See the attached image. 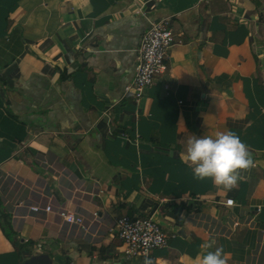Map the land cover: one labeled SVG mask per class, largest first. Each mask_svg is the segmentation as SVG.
<instances>
[{
	"label": "crops",
	"instance_id": "obj_1",
	"mask_svg": "<svg viewBox=\"0 0 264 264\" xmlns=\"http://www.w3.org/2000/svg\"><path fill=\"white\" fill-rule=\"evenodd\" d=\"M158 19L174 42L134 103ZM263 29L264 0H0V264H200L210 239L227 264H264ZM225 130L253 159L231 190L181 159ZM150 214L166 245L126 257L116 219Z\"/></svg>",
	"mask_w": 264,
	"mask_h": 264
},
{
	"label": "built area",
	"instance_id": "obj_2",
	"mask_svg": "<svg viewBox=\"0 0 264 264\" xmlns=\"http://www.w3.org/2000/svg\"><path fill=\"white\" fill-rule=\"evenodd\" d=\"M173 42V31L165 19L149 22L136 47L135 69L131 80L124 86L123 96H128L134 103L140 100L145 90L165 70L167 53ZM232 203V198L224 201L227 206ZM30 209L39 208L32 205ZM43 209L49 211L51 207L45 205ZM60 214L65 222L82 225L83 218L80 215L65 210ZM114 228L123 243L126 257L147 256L153 249L166 245L167 236L153 214L137 217L122 215L116 219Z\"/></svg>",
	"mask_w": 264,
	"mask_h": 264
},
{
	"label": "clouds",
	"instance_id": "obj_3",
	"mask_svg": "<svg viewBox=\"0 0 264 264\" xmlns=\"http://www.w3.org/2000/svg\"><path fill=\"white\" fill-rule=\"evenodd\" d=\"M181 159L192 169L194 179H211L214 185L225 190L236 187L242 179L240 171L253 166L249 147L232 130L216 131L199 137L190 135ZM215 245L214 239L200 244L203 253L199 257L200 264H227L223 247ZM143 264H153V261L145 257Z\"/></svg>",
	"mask_w": 264,
	"mask_h": 264
},
{
	"label": "rangeland",
	"instance_id": "obj_4",
	"mask_svg": "<svg viewBox=\"0 0 264 264\" xmlns=\"http://www.w3.org/2000/svg\"><path fill=\"white\" fill-rule=\"evenodd\" d=\"M263 31H264V29H263Z\"/></svg>",
	"mask_w": 264,
	"mask_h": 264
}]
</instances>
